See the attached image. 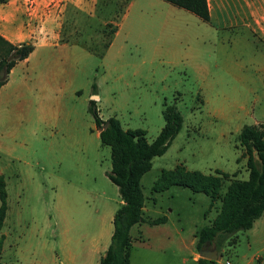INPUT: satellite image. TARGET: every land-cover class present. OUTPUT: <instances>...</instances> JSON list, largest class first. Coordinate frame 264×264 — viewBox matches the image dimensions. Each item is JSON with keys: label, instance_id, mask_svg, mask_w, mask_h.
Here are the masks:
<instances>
[{"label": "rangeland", "instance_id": "rangeland-1", "mask_svg": "<svg viewBox=\"0 0 264 264\" xmlns=\"http://www.w3.org/2000/svg\"><path fill=\"white\" fill-rule=\"evenodd\" d=\"M100 2L96 15L68 16L61 25L63 40L89 52L79 48L63 57L61 66L53 65L56 75L48 88L39 82L38 75L48 72L40 66L30 89L14 75L0 92V177L7 193L0 264H54L61 256L62 230L69 238L82 234L72 229L75 224L84 232L98 231L120 206L117 186L108 178L110 147L98 138L89 99L102 119L116 117L124 129L143 130L148 141L164 124V104H174L183 116L165 153L155 156L141 177L143 217L164 216L165 222L131 229L132 238L143 239H133L131 264H195L199 249L191 241L220 208V198L210 206L208 195L187 187L154 191L162 169L182 166L221 178L220 172L227 173L220 195L230 181L247 177L237 135L243 125L264 122V79L254 59L260 45L184 9L175 16L177 29H162L152 18L156 7L146 5L143 14L124 22L122 35H131L105 63L98 55L126 0ZM217 253V264L264 258V212L251 228L229 236Z\"/></svg>", "mask_w": 264, "mask_h": 264}, {"label": "trees", "instance_id": "trees-1", "mask_svg": "<svg viewBox=\"0 0 264 264\" xmlns=\"http://www.w3.org/2000/svg\"><path fill=\"white\" fill-rule=\"evenodd\" d=\"M127 1V0H126ZM178 8L187 10L202 21H209L207 0H163ZM5 2V0H0ZM126 4V3H125ZM100 6V5H99ZM102 6V5H101ZM106 6V4H105ZM116 26L112 29L108 47ZM85 47V46H84ZM31 42L12 44L0 36V88L7 81L11 68L33 51ZM103 50V53L105 51ZM103 53L100 56L102 57ZM95 85H93V90ZM88 110L97 127L98 138L103 145L110 147L111 169L108 178L117 186L120 206L112 218L113 231L98 264H128L130 261L132 237L130 228L140 222L160 224L165 217L145 220L142 215L144 195L141 177L152 166L155 156L165 153L174 137L181 129L183 116L174 104H164L162 116L164 124L158 135L148 141L141 129H124L116 117L102 119L98 114L94 99H89ZM264 122L244 125L238 135V143L244 149L247 178L230 181L225 192L220 195L222 178L227 173L220 172L222 178L205 175L199 171H189L182 166L162 169L153 185L154 191H163L172 185L189 188L193 192H202L211 199L210 206L220 198V208L209 225L197 232L196 247L203 243L214 242L217 250L231 235L252 227L254 221L264 212ZM0 228L6 215L7 193L5 183L0 177ZM2 242H0L1 246ZM1 249V247H0ZM195 264H216V261L199 257Z\"/></svg>", "mask_w": 264, "mask_h": 264}, {"label": "crops", "instance_id": "crops-1", "mask_svg": "<svg viewBox=\"0 0 264 264\" xmlns=\"http://www.w3.org/2000/svg\"><path fill=\"white\" fill-rule=\"evenodd\" d=\"M100 1L32 0L29 2L28 0H5V2H0V36L12 44L31 42L34 45V49L28 57L18 61L11 68L7 81L1 86L0 92L10 84L14 75L20 84L30 89L28 84L31 79L37 76V70L40 66H43L48 72L38 75L39 82H41L42 87L48 88V84L56 75V71L52 68L53 65H57L58 63L61 66L63 57L70 58L79 52V48L88 51L79 42H70L62 39V23H64L68 16L70 18L72 15L80 17L84 15H96L97 6H101ZM110 1L108 0L106 3L107 6L111 5ZM167 3L161 0H127L112 39L100 59L106 63L111 57L112 51L124 48L123 40L131 35L128 32L122 35L124 22L128 18L133 17V15L143 14L146 5L156 7L157 14H154L152 18L159 22L162 29H177L175 16L185 13H181L182 11L180 10L183 9L168 5ZM207 4L209 8V21L207 23L210 26L215 29H227L231 32L241 33L243 38L249 39L250 37L253 43L260 45V48H257L255 51L254 59L257 61V68L262 72V78L264 79V0H207ZM232 39L235 41L237 35ZM50 55L55 56V58H51ZM1 101L2 94H0ZM144 209L145 206L143 205L142 212ZM114 212L109 217L108 225L104 221H101L98 231L92 233L88 231L84 232L82 226L79 229L78 225L75 224L72 229L77 230L78 235L80 230L83 238H80L81 236L74 237V232L73 238H69L65 235L67 229L62 230L60 232L62 237L60 246L61 256H57L54 264H98L100 256L103 255L110 243ZM144 219L150 220L153 218ZM144 222L146 221L133 225L130 228V232L134 226L140 228ZM47 224L54 230L56 223L50 220V216L48 217ZM133 239L143 241L141 236L139 238H132L131 255L134 246ZM196 241L197 237L191 241V244L195 245ZM131 255L128 264H131ZM254 259H257L259 264H264V258L260 256L253 257L249 262ZM226 261L222 264H226ZM228 264L231 263L228 261Z\"/></svg>", "mask_w": 264, "mask_h": 264}, {"label": "water", "instance_id": "water-1", "mask_svg": "<svg viewBox=\"0 0 264 264\" xmlns=\"http://www.w3.org/2000/svg\"><path fill=\"white\" fill-rule=\"evenodd\" d=\"M100 131V129H98ZM209 244V242L203 243L201 247L199 248V255L202 258H206L209 260H214L216 261L218 259V253H217V248L214 246L211 249H206V246Z\"/></svg>", "mask_w": 264, "mask_h": 264}, {"label": "flooded vegetation", "instance_id": "flooded-vegetation-1", "mask_svg": "<svg viewBox=\"0 0 264 264\" xmlns=\"http://www.w3.org/2000/svg\"><path fill=\"white\" fill-rule=\"evenodd\" d=\"M211 243H209L207 246H206V249H210V248H208V246L210 245ZM214 247V246H213Z\"/></svg>", "mask_w": 264, "mask_h": 264}, {"label": "built area", "instance_id": "built-area-1", "mask_svg": "<svg viewBox=\"0 0 264 264\" xmlns=\"http://www.w3.org/2000/svg\"><path fill=\"white\" fill-rule=\"evenodd\" d=\"M29 2H31L32 0H28ZM226 264H228V261H226Z\"/></svg>", "mask_w": 264, "mask_h": 264}]
</instances>
